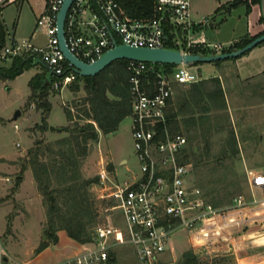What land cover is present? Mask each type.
<instances>
[{"label":"built area","instance_id":"2783aa9c","mask_svg":"<svg viewBox=\"0 0 264 264\" xmlns=\"http://www.w3.org/2000/svg\"><path fill=\"white\" fill-rule=\"evenodd\" d=\"M63 1L45 0L36 20V27L44 31L43 44L15 39L0 53L2 59L37 57L58 77L51 86L55 89L72 83L77 74L58 45L56 19ZM8 2L0 0V8ZM189 23V0H155L150 17H130L114 0H73L63 30L68 50L90 63L115 44L165 47V26L170 24L182 33ZM172 40L181 53H192L188 48L194 44L188 38L185 45L180 38ZM125 68L131 98L130 130L140 173L129 183L116 182L104 169L99 171L98 185L108 190L99 197L117 208L122 225L97 223L94 239L58 264H108L120 246L132 249L137 264H157L171 233L179 228L189 232L193 248H208L210 244L222 247L224 229L236 226L245 209L252 210L264 202L255 198L246 201L237 195L228 206L216 208L204 200L191 180L192 163L183 160L187 139L181 132L168 129L165 114L172 81H190L185 64L167 73L154 62L127 59ZM148 74L156 76L152 89L143 85L144 80L149 83ZM247 174L250 187H264V168Z\"/></svg>","mask_w":264,"mask_h":264},{"label":"rangeland","instance_id":"374dc122","mask_svg":"<svg viewBox=\"0 0 264 264\" xmlns=\"http://www.w3.org/2000/svg\"><path fill=\"white\" fill-rule=\"evenodd\" d=\"M19 3L20 1L8 4L9 6L3 14L6 30L19 40L26 39L36 44H43L45 42L44 33L38 28L34 31L36 19L33 22L34 18L24 10L19 16ZM180 32L181 30L174 28L175 39L180 38ZM258 47L257 44L253 48ZM259 55L264 63V50ZM161 64H158V68H162ZM206 64L207 62H197L196 66L185 64V67L195 76L198 75L196 67L201 66L198 67L201 75H205L207 73L204 67ZM4 65V60L0 59V67ZM177 67L178 65H175L173 69ZM44 70V65L37 62L24 66L20 73L12 77L5 78L0 75V201H2L0 204V259H2L1 256L8 257L7 261L3 262L7 264H14L15 262L50 264L61 259L63 261L76 255L84 245H87V243L74 242L64 230H61L56 243H50L40 252L35 251V247L44 238L47 206L44 196L37 190L31 168L22 169V166L26 164V152L38 138L49 141L66 135V132L56 129L67 123L64 109L68 107L75 114V101L83 95L82 82H79L80 90L77 92L72 91L69 84L62 88L51 87L48 89L51 109L47 116V123L55 128L44 132L37 131L33 125L40 121V110L36 109L34 104L32 105L33 102H30L29 105L26 102L30 93L32 78ZM259 78L263 81L264 75ZM261 90L264 91V84H261ZM261 110L264 114L263 106L260 108ZM16 111H19L20 115L13 118ZM248 111L252 114L255 110L253 111L252 107L244 110L235 109L231 113L232 121L230 120L231 114L229 115L226 111L229 123L226 125L224 121L223 126L212 128L209 135L211 140L210 154L213 155L219 152L221 144L227 136L228 127L233 129L234 134L235 130L237 131L240 139V144L236 139L237 158L232 163H221L225 164L226 167L219 168L216 173L214 172L215 175L212 173L210 175L213 180H218L219 174L222 175L228 171V177L233 182L231 185L229 184L226 189L227 192H233L235 186L240 185V194L245 198L251 197L253 193L256 197H261V193L255 194L256 188L250 187L246 183L247 173L244 171V167H264V120L261 119L253 123L248 116L240 115V113L245 114ZM179 131L186 136V131L183 128ZM203 146L202 143L198 144L200 149ZM88 147V153L81 165L83 178H96L101 169H104L109 178L116 182L128 181L130 183L139 175L140 163L133 147L130 116L125 117L114 132L98 135L95 141L89 142ZM109 164L111 169L107 166ZM191 169V180L202 191V185L198 182V177L201 178L202 169L197 168L195 171L193 165ZM19 175L22 179L16 185V177ZM89 189L98 212L99 221L97 223L110 222L120 225V214L117 208L113 207L112 204H107L106 200L99 197L105 187H100L98 182H94L89 186ZM8 223H10L9 231L6 230ZM240 233L237 232L235 235H240ZM238 240L235 251L232 249L227 251L225 247L212 244L208 248L200 249L198 247L200 249L198 250L190 245L189 232L179 228L171 233L157 264H185L184 253L189 250L195 255L193 264H264V246L247 241V235ZM195 249H197L196 253L193 252ZM112 257L113 260L109 261L108 264H137L129 246L116 247Z\"/></svg>","mask_w":264,"mask_h":264},{"label":"trees","instance_id":"16d2710c","mask_svg":"<svg viewBox=\"0 0 264 264\" xmlns=\"http://www.w3.org/2000/svg\"><path fill=\"white\" fill-rule=\"evenodd\" d=\"M130 17H150L154 13L155 0H114ZM242 0H233L230 6L237 5ZM167 39L165 47L177 49L174 43V27L170 24L165 26ZM186 31L179 33L182 45H185ZM260 35V34H258ZM256 35V36H258ZM253 37H244L235 42L232 47L223 50L231 51L240 48ZM3 28L0 25V47L3 45ZM264 43V41L259 44ZM258 44V45H259ZM192 53H206V50L198 45L188 48ZM125 59L115 60L93 76H79L70 83L72 91L81 90L83 95L75 101V114L70 108L64 109L67 123L56 128L58 131L66 132V135L55 140L45 141L36 139L28 148L26 164L22 169L31 168L37 190L44 196L46 202V220L44 226V238L35 248L40 252L50 243L58 241L57 231L64 230L66 234L78 243L91 242L94 239L93 228L99 221L95 202L92 199L89 186L98 182L96 178H83L81 165L89 150V142L98 138L99 131L102 134L114 132L119 123L131 113V98L129 93L128 72L125 68ZM220 60L216 61L219 62ZM41 61L35 56L14 57L10 66L0 67V75L5 78L20 73L24 66ZM197 63V62H194ZM42 64V63H41ZM156 63V66L158 67ZM44 65V64H42ZM166 71H170L175 64H161ZM45 70L36 74L30 84V93L26 104L33 102L34 107L40 110V121L33 127L44 132L49 129L47 116L51 109L48 100V89L58 77L51 73L44 65ZM54 77V79H53ZM143 85L152 89L156 76L148 74ZM216 82L215 78L211 79ZM200 82L190 86L182 95L185 102L176 111L169 109L166 112L167 127L171 132L180 128L186 131V147L183 151V160L192 162L195 171L202 169L201 178L198 182L202 185V196L204 200L213 207L220 208L229 205L233 197L240 194V185H236L233 192L228 193L227 188L233 182L229 179V172L219 174L218 180L211 178V173L219 168L226 167L224 162L232 163L238 155L237 140L233 129L229 126L228 133L223 140L217 154H210L211 140L209 135L214 127H221L229 123L226 114V102L219 83L213 86H204ZM199 96L205 97L201 102ZM82 122V123H81ZM160 132L161 127L157 126ZM202 143V149L198 144ZM189 145V146H188ZM111 169V165H107ZM22 179L16 177V185ZM221 190H223L221 192ZM53 195L52 201L48 196ZM107 204H111L107 201ZM10 230V223L7 224ZM114 254V253H113ZM112 254V255H113ZM113 257L109 261H112ZM195 255L191 250L184 253V263L193 264Z\"/></svg>","mask_w":264,"mask_h":264},{"label":"crops","instance_id":"0c3cea01","mask_svg":"<svg viewBox=\"0 0 264 264\" xmlns=\"http://www.w3.org/2000/svg\"><path fill=\"white\" fill-rule=\"evenodd\" d=\"M17 1H20L19 16L22 10H24L34 18L33 22H35V19L37 20L39 14L43 12L45 7V0H9L7 4L0 8V25H2L3 28L4 38L3 45L0 47V53L8 42L10 43L12 40L17 39L6 30L3 17L5 10L9 6L8 4ZM232 1L233 0H189L190 23L184 35L185 41L188 38L194 45H198L205 49L206 53L204 54L210 55L223 52V50L232 47L235 42L244 37H253L263 33L264 0H242L237 5L230 6ZM35 30H37L36 23L34 25V31ZM41 31L44 33L43 30ZM262 50H264V43L259 44L258 48H252L250 51L240 56L223 59L219 62H207L206 66H204L207 70L205 75H201L200 68H198L201 66H197L196 69L198 71H196V73L198 72V75L193 76L189 71L190 81L185 83L172 81L171 95L165 107V114L169 109L176 111L178 107H182V102L186 101L182 94L190 86L192 87V85L195 86V84L203 82L202 84L204 86L210 87L217 82L222 89L226 102V111L229 115L234 112L235 109L244 110L245 108L252 107L253 111L255 110L254 113L252 112L253 115L249 113V111L245 114L240 113V115L248 116L253 123L261 119L264 120L263 110L260 111V108H262V106L264 107V91L261 90V84H264V79L261 81V78H259L261 75H264V63L259 55ZM198 53L203 54L201 52ZM0 59L2 58L0 57ZM13 59L14 58L2 59L5 62L4 66H10ZM195 64L196 63H189V65ZM160 69H165V67ZM171 70H173V68ZM171 70L169 72H171ZM166 72L168 73V71ZM213 78H215L216 82L211 81ZM199 98L201 100L199 104L201 105L205 101V97L203 96V98H201V96H199ZM232 119L231 114L230 120L232 121ZM179 130L177 131L180 132ZM100 134L102 133L99 131V135ZM235 137L238 140V144H240V139L236 130ZM262 168L264 167H244V171L248 173V171H258ZM246 183L249 185L248 174H246ZM254 188H256L255 194L261 193V197H256L253 193L251 197H244L246 201H250L252 198L258 200L264 199V187ZM1 203L2 201H0V204ZM257 211H259L258 214ZM244 212L245 216L241 218L236 226L227 227L222 233V238H224L223 243L221 242L222 247H225L227 251L231 249L235 251L239 242L238 239L245 235L248 236L247 241L264 246V202L258 206H254L252 210L245 209ZM252 220L255 221L252 222ZM244 229L245 232H243ZM60 231L61 230H58L57 233L58 238ZM237 232H241L240 235H235ZM73 241L75 242V240ZM193 252L196 253L197 249ZM1 258L3 260L0 259V264H7L3 262L7 261L8 257L1 256ZM13 258L14 257H12V259ZM61 260L50 264H58Z\"/></svg>","mask_w":264,"mask_h":264},{"label":"water","instance_id":"95a60500","mask_svg":"<svg viewBox=\"0 0 264 264\" xmlns=\"http://www.w3.org/2000/svg\"><path fill=\"white\" fill-rule=\"evenodd\" d=\"M73 0H64L56 19L57 26V39L58 45L63 52L64 57L71 63L72 70L75 71L79 76H93L100 72L103 68L109 65L111 62L120 59L129 60H143L154 63L162 64H189L194 62H210L223 60L227 58H233L242 55L243 53L251 50L260 42L264 41V32L253 38L251 41L246 43L240 48L233 49L229 52H221L216 54H200V53H181L178 49H172L168 47H141L131 46L127 44H115L112 48L105 50L101 56L90 63H86L78 59L73 55L67 48L64 39L63 22L66 12ZM44 64L43 61H41ZM45 65V64H44ZM46 66V65H45ZM47 68V67H46ZM48 69V68H47ZM51 73L52 71L48 69ZM20 115L19 111H16L13 118ZM54 126H49L50 130H53ZM49 200L52 201V195L48 196Z\"/></svg>","mask_w":264,"mask_h":264}]
</instances>
